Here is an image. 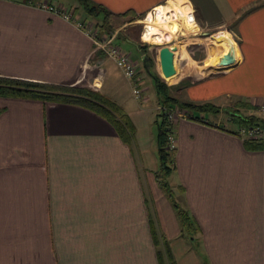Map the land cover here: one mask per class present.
Segmentation results:
<instances>
[{"label":"crops","instance_id":"obj_1","mask_svg":"<svg viewBox=\"0 0 264 264\" xmlns=\"http://www.w3.org/2000/svg\"><path fill=\"white\" fill-rule=\"evenodd\" d=\"M43 1L65 7L59 0H0V76L93 87L99 76L96 88L128 112L135 134L128 144L106 117L80 104L0 95V264H160L164 239L177 264H264V138L261 147H248L234 132L240 125L223 122L230 108L261 114L264 0H187L199 31L183 29L180 19L184 34L176 35L178 29L168 44L176 53L185 45L199 65L204 31L226 28L239 37L237 44L221 31L214 39L223 54L233 48L234 65L172 90L180 99L221 107L202 113L205 121L177 120L170 180L175 177L177 199L198 223L194 236L183 234L156 177L158 141L149 110L120 99L115 78L103 90L105 65L114 60L104 42L128 40L144 58L153 47L145 29L122 30L142 24L169 0H92L111 10L109 18L139 17L111 34V27L94 24L101 14L92 18L76 4L59 13L40 7ZM180 76L177 67L166 80Z\"/></svg>","mask_w":264,"mask_h":264},{"label":"trees","instance_id":"obj_2","mask_svg":"<svg viewBox=\"0 0 264 264\" xmlns=\"http://www.w3.org/2000/svg\"><path fill=\"white\" fill-rule=\"evenodd\" d=\"M78 2L89 15L93 17H99L100 14L102 15L103 18L98 23L101 27L108 25L107 20L112 14L111 10L92 0H78ZM114 31L115 29L110 28L108 34ZM96 36L101 38L98 32ZM147 45L148 43H145L144 48L147 47ZM144 54L146 58H143V62L148 73L152 75L155 80L158 101L161 105V110L158 113L159 118L157 119L159 167L156 171V177L160 186L177 210L182 222L183 234L186 232L194 236L199 232L198 223L194 221L190 210L176 198L175 190L170 180L171 174L176 169L177 160V145L175 147L171 146L170 135L174 134L176 136L177 121H172L169 118L168 110L170 108L179 107L181 110L183 109L188 118L205 121V117L202 116V113L209 111L217 112L221 107L211 101L196 102L183 100L174 95L171 92V85L168 84L165 78L156 70L154 55L149 51H144ZM0 95L83 105L106 117L115 126L122 139L130 145L133 144L135 125L131 117L120 104L104 94L100 88L79 84H57L10 76H0ZM240 105L255 107L249 102H240ZM235 119L238 121L241 128L234 132L245 137V144L248 147H261L264 136H249L247 130L252 127L264 128V115L257 112L244 113L240 111L239 119L237 117H235ZM208 123L210 122L208 121ZM159 240V236L155 233L156 244H159ZM163 244L164 247L158 249L160 264H177L168 241L164 239Z\"/></svg>","mask_w":264,"mask_h":264},{"label":"rangeland","instance_id":"obj_3","mask_svg":"<svg viewBox=\"0 0 264 264\" xmlns=\"http://www.w3.org/2000/svg\"><path fill=\"white\" fill-rule=\"evenodd\" d=\"M59 1H61L66 7L72 6V4L73 5L76 4V6L80 7L79 11L84 12V10L81 7V5L79 4L78 0H59ZM92 18H93V16H92ZM138 18L139 17H133L132 19L130 17L128 19H125L123 17L108 18V20H107L108 25L107 26L115 29V32H116L117 28H119V27L123 28L126 25L127 20L129 21V20H134V19H138ZM93 22H94V24H95V22L97 24L99 23V21L96 18L93 19ZM182 24H183V29H187V26L184 23V21H182ZM223 29L224 28H215V29L210 30V34H202L201 35V37L203 38L202 39L203 43H201L199 45L200 49H198V50H200V54H197V55H200L202 58L200 61L196 62L199 65L194 64L195 62L192 60L191 56L188 54L185 45H180V50L177 51L176 58H175L176 68L178 67V69H180V73H181V76L177 80V82H169V80L167 81L165 75L162 73V70H161L160 48L162 45L166 44V41L168 42L167 44H173L174 41L171 40L172 38L166 40L165 42H160V43L151 42V43H149V44H151V46H153L152 49H150V52L155 57L156 70L165 78V80L168 82V84L171 85V92L172 93H173V91H172L173 89H176L181 84L183 85L186 82H190L194 78L197 79L200 76L213 73L218 69L230 67V66H224V65H227L229 63L220 64V60H218V59L215 60V63L212 62V60H211L213 58L211 53H214V49H215L214 48L215 36L218 33H220L221 31L229 32L230 35L235 39L237 44L239 42V37H237V35H235L231 30L228 31V30H226V28H225V30H223ZM142 30H143L142 24L140 22H135L132 25L127 26L126 30L123 29L122 31H124V32L127 31L130 34L135 35L137 33L141 34ZM207 30H209V29H207ZM189 31L191 32V34H194V32L192 30H189ZM176 35H179V33L177 32ZM181 41L183 42V40H180V44H181ZM115 44L121 46L124 51L129 53V55L134 59L135 63L138 65V67L140 69V75H142V77H143L141 79V87L144 91L143 96L142 97L136 96V94L134 93V87H133L132 79L125 74L123 69L117 64L116 61L111 60V59L105 65V66H107V69H108L107 70L108 75L106 77L103 90L106 92L109 91V86L112 83L113 78H115L122 88V90L120 92V99L125 101V103H127L131 107H135V106H139V105L140 106L145 105L144 108L145 109L147 108L149 110V115H150L149 119L152 122V125L154 126V130L156 131L155 133H157V119L159 118L158 113L161 110V105L159 104V101H158V95H157L155 80H154L153 76L148 73L145 64L143 65V56L141 55V53L138 51V49L136 47H134L130 42H128V40L121 39V38L117 39V42ZM210 45H213V48H209ZM216 45L218 46L219 44H216ZM215 51H217V49ZM207 62H209L210 64L209 63L206 64ZM235 109L236 108H230L227 110L226 113H224L223 122L226 123V125L228 127L234 126L235 122L238 123V121L236 119L233 118L234 119L233 120V119L228 118V117H230V118L237 117L239 119V115H240L241 110H235ZM181 111H183V109ZM244 113H245V111H244ZM260 113L262 115H264V113H262V112H260ZM171 181L174 182L175 177H171ZM176 198H177V195H176ZM180 203L183 204V201Z\"/></svg>","mask_w":264,"mask_h":264},{"label":"bare ground","instance_id":"obj_4","mask_svg":"<svg viewBox=\"0 0 264 264\" xmlns=\"http://www.w3.org/2000/svg\"><path fill=\"white\" fill-rule=\"evenodd\" d=\"M159 14L157 17H153L152 13L148 15L147 26L144 28L142 36L146 40L152 42H164L174 36L176 31L179 29L178 19L182 18L185 24L193 32H198L199 28L196 24L193 8L187 0H169L167 5L158 7ZM214 51L216 59L220 58V54L223 53L221 46H215ZM100 70V69H99ZM162 70V66H161ZM175 77V73L166 76V78L172 80ZM178 79V78H177ZM99 76L95 78V85L100 86ZM95 86V87H96Z\"/></svg>","mask_w":264,"mask_h":264},{"label":"built area","instance_id":"obj_5","mask_svg":"<svg viewBox=\"0 0 264 264\" xmlns=\"http://www.w3.org/2000/svg\"><path fill=\"white\" fill-rule=\"evenodd\" d=\"M39 6L42 8H45L47 10H51V11H55V12H62V13H66L67 8L66 6H60L58 4L55 3H51V2H46L43 1L41 3H39ZM158 6L152 8L149 12H147L143 17H142V25H143V29L147 26V18L149 13H152L153 17H157V15L159 14V9L157 8ZM66 10V11H65ZM180 19L182 20V18H179V22ZM181 28V27H180ZM177 32H180V29ZM94 36H96L97 33L93 32L92 33ZM181 34H184V32L181 30ZM149 42H152L150 40H148ZM160 43V42H157ZM106 47V51L108 53V55L113 58L117 64L123 69V71L125 72V74L130 77L133 81V87H134V93L136 94L137 97H142L143 96V89L141 87V79L143 78L142 75H140V69L138 67V65L135 63L134 59L129 55V53H127L126 51L123 50V48L119 45L113 44L111 39H107L104 42V45ZM258 110L262 113H264V104H261L258 108ZM169 113V118L172 121H177L180 117L182 116H187L186 113L184 111H181V109L179 107H174V108H170L168 110ZM244 131V128H243ZM247 134L249 136H264V128L263 127H252L250 129L247 130ZM170 140H171V146L175 147L177 145V141H176V136L174 134L170 135Z\"/></svg>","mask_w":264,"mask_h":264},{"label":"water","instance_id":"obj_6","mask_svg":"<svg viewBox=\"0 0 264 264\" xmlns=\"http://www.w3.org/2000/svg\"><path fill=\"white\" fill-rule=\"evenodd\" d=\"M204 34H210L209 31H204ZM176 50L177 46H171L168 44L162 45L160 48V59H161V66L162 71L165 76H170L174 73H176L177 68L175 64V58H176ZM220 61L223 62H232L229 64V66L234 65V50L233 48L229 50V52L221 53ZM146 58V55H144V59ZM226 66V65H224Z\"/></svg>","mask_w":264,"mask_h":264}]
</instances>
